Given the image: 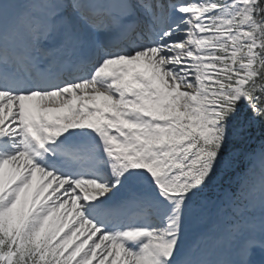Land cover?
<instances>
[{
	"label": "snow or ice",
	"instance_id": "snow-or-ice-1",
	"mask_svg": "<svg viewBox=\"0 0 264 264\" xmlns=\"http://www.w3.org/2000/svg\"><path fill=\"white\" fill-rule=\"evenodd\" d=\"M254 126L264 0H0V264H264Z\"/></svg>",
	"mask_w": 264,
	"mask_h": 264
},
{
	"label": "rangeland",
	"instance_id": "rangeland-1",
	"mask_svg": "<svg viewBox=\"0 0 264 264\" xmlns=\"http://www.w3.org/2000/svg\"><path fill=\"white\" fill-rule=\"evenodd\" d=\"M260 145H261V144H260ZM260 145L258 146V148H257V149H259Z\"/></svg>",
	"mask_w": 264,
	"mask_h": 264
},
{
	"label": "bare ground",
	"instance_id": "bare-ground-1",
	"mask_svg": "<svg viewBox=\"0 0 264 264\" xmlns=\"http://www.w3.org/2000/svg\"><path fill=\"white\" fill-rule=\"evenodd\" d=\"M257 175H258V171H257Z\"/></svg>",
	"mask_w": 264,
	"mask_h": 264
}]
</instances>
